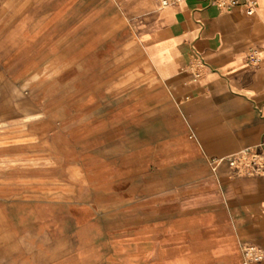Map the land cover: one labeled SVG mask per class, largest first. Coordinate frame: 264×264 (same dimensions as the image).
I'll return each mask as SVG.
<instances>
[{"label": "crops", "instance_id": "0c3cea01", "mask_svg": "<svg viewBox=\"0 0 264 264\" xmlns=\"http://www.w3.org/2000/svg\"><path fill=\"white\" fill-rule=\"evenodd\" d=\"M258 2L0 0V264H264ZM136 143L190 218L109 243L97 176L134 178Z\"/></svg>", "mask_w": 264, "mask_h": 264}, {"label": "rangeland", "instance_id": "374dc122", "mask_svg": "<svg viewBox=\"0 0 264 264\" xmlns=\"http://www.w3.org/2000/svg\"><path fill=\"white\" fill-rule=\"evenodd\" d=\"M157 121L152 123V137H157ZM134 158V178L113 176V171L109 166H102L97 180L99 187L93 194L99 196L103 205V233L110 243L111 239L118 236L119 240H124L133 224L143 223V219H189L190 209H176L175 201L186 202L190 205L191 194L179 193L168 194L166 199L160 196V182L158 169L161 163L158 161L157 153L151 154V161H143L142 144L135 146ZM153 149V147H152ZM239 156V155H236ZM241 164L252 166L254 157L252 154L244 153L241 156ZM238 164V161H237ZM236 164V165H237ZM177 198V199H176ZM125 249L120 246V250Z\"/></svg>", "mask_w": 264, "mask_h": 264}, {"label": "built area", "instance_id": "2783aa9c", "mask_svg": "<svg viewBox=\"0 0 264 264\" xmlns=\"http://www.w3.org/2000/svg\"><path fill=\"white\" fill-rule=\"evenodd\" d=\"M182 0H158L160 6H168L172 3L180 2ZM211 3L217 5L220 9H232L235 7H241L249 14H253L257 11L259 2L258 0H209ZM248 61L257 63L260 59L259 51L252 49L247 55ZM247 153V152H244ZM242 153V154H244ZM254 156V154H252ZM245 263L252 260H258L262 257L260 250L252 244H246L244 246Z\"/></svg>", "mask_w": 264, "mask_h": 264}]
</instances>
